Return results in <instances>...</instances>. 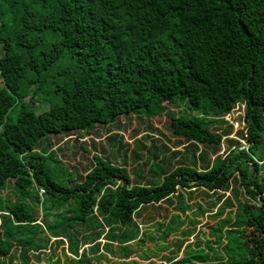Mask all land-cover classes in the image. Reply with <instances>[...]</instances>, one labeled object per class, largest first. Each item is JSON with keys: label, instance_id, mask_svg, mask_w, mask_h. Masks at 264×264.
Instances as JSON below:
<instances>
[{"label": "trees", "instance_id": "trees-1", "mask_svg": "<svg viewBox=\"0 0 264 264\" xmlns=\"http://www.w3.org/2000/svg\"><path fill=\"white\" fill-rule=\"evenodd\" d=\"M155 256L264 264V0H0V264Z\"/></svg>", "mask_w": 264, "mask_h": 264}, {"label": "rangeland", "instance_id": "rangeland-1", "mask_svg": "<svg viewBox=\"0 0 264 264\" xmlns=\"http://www.w3.org/2000/svg\"><path fill=\"white\" fill-rule=\"evenodd\" d=\"M220 121H222L224 123V124H219L218 125V126L221 125L222 126L221 127L222 129L228 128L229 126H232L233 127L232 134L229 136V138L239 140L240 133L243 131V127H244L243 114L241 112H239L238 110H236L233 115L228 116V117H225V118L221 119ZM151 122L156 127V129H158L161 132V133H159V138L160 139L164 140L165 143L168 144V146H170L172 148V150L175 147H178V145L176 144L177 143V140L170 135V131L168 129L167 130L165 129V126L164 125L167 123L165 118L153 119ZM123 124H124V122H123ZM132 132H133L132 126H130V127L128 126L124 130H121L120 131V133L124 136L125 141L127 143H129V144H132L133 141H134V139H132V137H131V133ZM157 133L158 132L154 133V135H156ZM92 138L93 137H89L88 139L92 140ZM105 138H106V136H102V138H97V139H99L98 141L104 142L105 141ZM225 139H226V137L223 138V144H224ZM242 143H243L244 146H246V143L245 142H242ZM61 144H63V141H62ZM69 146L70 145L65 144V147L67 149V152H65V155L63 156V159H66V161L78 165V162H79L80 159L79 158L74 159L73 156H71V155L69 156V153H72L73 152L72 149H69ZM180 149H181V147H178V150H180ZM224 152H225V147L223 146L220 154H223ZM66 155H67V158H66ZM40 195L41 196H44V193L43 194L41 193ZM201 201H202V198L198 197V195L196 194V197L191 202V204H194L195 202H201ZM201 221H202V225L209 224L211 226V225L216 224V222L218 220L210 219V218L209 219L208 218H204ZM205 227H206V225L205 226H202V228H204V229H205ZM143 229H144V227H143ZM169 240H170L169 243L171 244L174 241V237H171ZM189 242L194 243L195 242V238L194 237H191ZM146 247H148V248H154V245L151 244V242H147L146 243ZM49 254H51V253H49ZM164 254L165 255L170 254V251H167L166 250V252H164ZM55 255H56V257H58V256L61 257L62 250L59 249L58 251H56L55 252ZM183 257H184V254L182 252H180L178 254V259L183 258ZM44 258H48V257L45 256ZM132 259L137 260V262H139V264H147L148 263V261L143 262V261L139 260L137 257L136 258L134 257ZM55 260L56 259L48 262L47 260L44 259V260H42V262L45 263V264H53ZM153 260H154V262L156 264H170V263H168L167 261H164L163 259H161L158 256H155V258ZM116 261H117V259H114V262H116ZM94 264H97V263L94 262ZM101 264H111V263H108V262L102 260L101 261Z\"/></svg>", "mask_w": 264, "mask_h": 264}, {"label": "built area", "instance_id": "built-area-1", "mask_svg": "<svg viewBox=\"0 0 264 264\" xmlns=\"http://www.w3.org/2000/svg\"><path fill=\"white\" fill-rule=\"evenodd\" d=\"M39 192H40V194H41V193L43 194V193H45V190H44V189H40Z\"/></svg>", "mask_w": 264, "mask_h": 264}]
</instances>
